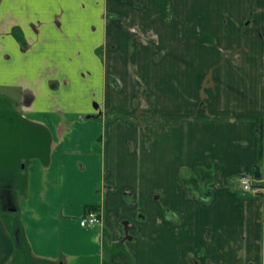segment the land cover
I'll use <instances>...</instances> for the list:
<instances>
[{
    "label": "crops",
    "instance_id": "crops-1",
    "mask_svg": "<svg viewBox=\"0 0 264 264\" xmlns=\"http://www.w3.org/2000/svg\"><path fill=\"white\" fill-rule=\"evenodd\" d=\"M0 87L36 147L0 264L18 222L48 264H264V0H0Z\"/></svg>",
    "mask_w": 264,
    "mask_h": 264
},
{
    "label": "rangeland",
    "instance_id": "rangeland-1",
    "mask_svg": "<svg viewBox=\"0 0 264 264\" xmlns=\"http://www.w3.org/2000/svg\"><path fill=\"white\" fill-rule=\"evenodd\" d=\"M152 40L158 43V38L154 39L153 37ZM172 41V45H174V38H172ZM156 45L158 46L159 44ZM147 55L143 56L142 60H147ZM159 56L158 50L156 52L153 51L151 53V61L157 62ZM135 72L138 73V70L136 69ZM152 74V79L154 80L157 73L152 72ZM114 79L116 80V78ZM14 98L16 96L12 89L0 87V209H3V206L11 201L17 203L24 194L25 174L20 169L23 165L21 159H27L29 153L36 150V147H32L34 139L32 140L28 135L29 127L25 123H18L20 122V118L15 117L16 114L13 113V111H22L21 104H19L18 100H14ZM135 103L139 108L140 102L138 99L135 100ZM36 143L39 144L37 141ZM5 212L9 216L14 213ZM16 261V264H48L46 262L35 261L26 253L18 256Z\"/></svg>",
    "mask_w": 264,
    "mask_h": 264
},
{
    "label": "trees",
    "instance_id": "trees-1",
    "mask_svg": "<svg viewBox=\"0 0 264 264\" xmlns=\"http://www.w3.org/2000/svg\"><path fill=\"white\" fill-rule=\"evenodd\" d=\"M260 136H261V146H260V156L263 155V150H264V145H263V131H260ZM255 176L257 178H261V173L259 167L256 169V174ZM197 188H200V193L202 194V197L205 199L209 197V194H207L206 190L198 185ZM93 211H98L101 215V211L99 208L93 207ZM12 234L14 235L15 242H16V259L19 255L26 253L29 257V251H28V241L24 232L23 227L20 225L18 222L17 225L14 227L12 226L11 228ZM113 252V253H112ZM106 255L108 257L106 258L104 264H133L131 261V258L128 254V252L125 250V248L121 244H117L115 246H109L106 245ZM117 256H120L121 260H117ZM31 258V257H30ZM34 260V259H33Z\"/></svg>",
    "mask_w": 264,
    "mask_h": 264
},
{
    "label": "built area",
    "instance_id": "built-area-1",
    "mask_svg": "<svg viewBox=\"0 0 264 264\" xmlns=\"http://www.w3.org/2000/svg\"><path fill=\"white\" fill-rule=\"evenodd\" d=\"M241 188L245 192L260 193L264 190V183L258 181L255 177L249 175H241L239 178ZM101 221V215L98 211L88 212L80 221L83 227H94Z\"/></svg>",
    "mask_w": 264,
    "mask_h": 264
},
{
    "label": "water",
    "instance_id": "water-1",
    "mask_svg": "<svg viewBox=\"0 0 264 264\" xmlns=\"http://www.w3.org/2000/svg\"><path fill=\"white\" fill-rule=\"evenodd\" d=\"M11 211H14L15 210V208H9Z\"/></svg>",
    "mask_w": 264,
    "mask_h": 264
}]
</instances>
